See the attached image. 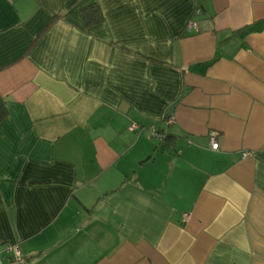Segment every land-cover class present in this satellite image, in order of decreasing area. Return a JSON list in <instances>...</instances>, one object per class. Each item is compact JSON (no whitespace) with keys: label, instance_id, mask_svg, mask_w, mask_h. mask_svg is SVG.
Here are the masks:
<instances>
[{"label":"crops","instance_id":"obj_1","mask_svg":"<svg viewBox=\"0 0 264 264\" xmlns=\"http://www.w3.org/2000/svg\"><path fill=\"white\" fill-rule=\"evenodd\" d=\"M0 96V264H264V0H0Z\"/></svg>","mask_w":264,"mask_h":264},{"label":"trees","instance_id":"obj_2","mask_svg":"<svg viewBox=\"0 0 264 264\" xmlns=\"http://www.w3.org/2000/svg\"><path fill=\"white\" fill-rule=\"evenodd\" d=\"M81 16L83 21L88 24H95L102 21V14L96 4L85 6L81 9ZM7 116V108L3 98L0 96V121H2ZM160 141L163 146L169 144L170 136L161 135Z\"/></svg>","mask_w":264,"mask_h":264},{"label":"built area","instance_id":"obj_3","mask_svg":"<svg viewBox=\"0 0 264 264\" xmlns=\"http://www.w3.org/2000/svg\"><path fill=\"white\" fill-rule=\"evenodd\" d=\"M190 26H196L195 22H191ZM129 128L135 129V125H131ZM150 134L156 135L155 130L154 129L150 130ZM209 144H210V148L213 150H216L218 148V142L216 141V139L214 137H210ZM5 250L6 251L13 250V256L11 258V262H13V263H18V262L23 263L24 262L21 255H20V251H19L17 246L7 245Z\"/></svg>","mask_w":264,"mask_h":264},{"label":"rangeland","instance_id":"obj_4","mask_svg":"<svg viewBox=\"0 0 264 264\" xmlns=\"http://www.w3.org/2000/svg\"><path fill=\"white\" fill-rule=\"evenodd\" d=\"M153 139H154V141H155V143H156V145H157V139H156V138H153ZM147 156H148V154H147ZM147 156H145V157H147ZM145 157H144V158H145ZM145 159H146V158H145ZM145 159H144V160H145Z\"/></svg>","mask_w":264,"mask_h":264},{"label":"water","instance_id":"obj_5","mask_svg":"<svg viewBox=\"0 0 264 264\" xmlns=\"http://www.w3.org/2000/svg\"><path fill=\"white\" fill-rule=\"evenodd\" d=\"M149 156L146 157V159L148 158Z\"/></svg>","mask_w":264,"mask_h":264}]
</instances>
